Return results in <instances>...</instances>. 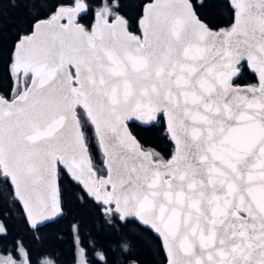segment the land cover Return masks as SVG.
<instances>
[{
  "label": "snow or ice",
  "instance_id": "obj_1",
  "mask_svg": "<svg viewBox=\"0 0 264 264\" xmlns=\"http://www.w3.org/2000/svg\"><path fill=\"white\" fill-rule=\"evenodd\" d=\"M122 13L120 0H0V236L13 216L35 238L64 219L67 179L97 221L88 241L72 225L74 264H144L130 226L161 264H264V0ZM246 70L256 82L238 84ZM157 128L170 150L141 135ZM4 251L0 264H32L21 240Z\"/></svg>",
  "mask_w": 264,
  "mask_h": 264
},
{
  "label": "trees",
  "instance_id": "obj_2",
  "mask_svg": "<svg viewBox=\"0 0 264 264\" xmlns=\"http://www.w3.org/2000/svg\"><path fill=\"white\" fill-rule=\"evenodd\" d=\"M49 2L54 3L55 0H49ZM120 2L123 6L122 14L127 13L131 23L132 18H138V14L141 12L143 4L147 2V0H120ZM205 2L207 3L208 0H205ZM19 19V15L13 13L10 18L11 22L5 24V44L11 40L13 33L16 31ZM214 19L217 21H227L228 16L226 12H219L214 16ZM91 20L92 15L89 13L83 17L81 23L90 24ZM131 30L136 31L137 27L134 25ZM255 82L254 75L247 70L244 71L240 79L237 80V83L241 85ZM141 135L148 141V146L156 147L158 151L170 150L171 148L167 138L163 136V130L160 128L153 129L150 132L141 131ZM63 183L64 196L68 206L71 208L67 216L55 226L41 228L36 234L38 238H35L34 234L25 228L23 220L19 216H13L12 219L8 221V236H0V251L5 252V248L12 249L15 242L21 240L30 252L32 264H39V261L45 258L54 260L56 264H74L72 225L82 221L81 229L84 234L82 238L88 241L91 240L93 236H96L97 221L87 209L82 208L73 197V192L78 191V189H75L67 179H65ZM89 232L92 233V236L88 235ZM96 238L100 244L113 243L102 236H97ZM128 240L132 244L133 252L140 256L144 264H161L162 257L155 251L154 245H151L145 237L138 238L134 226L129 227ZM13 255H15V252H13ZM121 258L119 252L112 257L114 261H119Z\"/></svg>",
  "mask_w": 264,
  "mask_h": 264
},
{
  "label": "rangeland",
  "instance_id": "obj_3",
  "mask_svg": "<svg viewBox=\"0 0 264 264\" xmlns=\"http://www.w3.org/2000/svg\"><path fill=\"white\" fill-rule=\"evenodd\" d=\"M0 253H3V254H5V255L7 254V253H4L3 251H0ZM17 258H18V257H17Z\"/></svg>",
  "mask_w": 264,
  "mask_h": 264
},
{
  "label": "flooded vegetation",
  "instance_id": "obj_4",
  "mask_svg": "<svg viewBox=\"0 0 264 264\" xmlns=\"http://www.w3.org/2000/svg\"><path fill=\"white\" fill-rule=\"evenodd\" d=\"M4 253H7V252H4Z\"/></svg>",
  "mask_w": 264,
  "mask_h": 264
},
{
  "label": "water",
  "instance_id": "obj_5",
  "mask_svg": "<svg viewBox=\"0 0 264 264\" xmlns=\"http://www.w3.org/2000/svg\"><path fill=\"white\" fill-rule=\"evenodd\" d=\"M146 3V2H145ZM142 11V10H141Z\"/></svg>",
  "mask_w": 264,
  "mask_h": 264
}]
</instances>
